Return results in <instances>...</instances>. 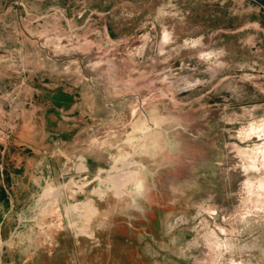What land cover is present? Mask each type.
Listing matches in <instances>:
<instances>
[{"label":"rangeland","instance_id":"obj_1","mask_svg":"<svg viewBox=\"0 0 264 264\" xmlns=\"http://www.w3.org/2000/svg\"><path fill=\"white\" fill-rule=\"evenodd\" d=\"M263 1L0 0L1 264H264Z\"/></svg>","mask_w":264,"mask_h":264},{"label":"bare ground","instance_id":"obj_2","mask_svg":"<svg viewBox=\"0 0 264 264\" xmlns=\"http://www.w3.org/2000/svg\"><path fill=\"white\" fill-rule=\"evenodd\" d=\"M131 166V164H127L125 165L126 168L124 169H129V167ZM124 167V166H123ZM84 169V168H82ZM121 171L119 170L117 167H112L111 168V171ZM136 172L134 171H126L123 172L122 174L119 175V177H116V176H111L109 178H107V183H110V184H113L114 186H119L121 185V183H123L124 181H133L135 182L137 180V176L135 175ZM117 174V173H116ZM114 175V174H113ZM101 180V179H100ZM104 187V186H103ZM57 189H50V190H47L45 193H44V198H45V201H51V200H57L58 198V194L57 193ZM86 212V211H85Z\"/></svg>","mask_w":264,"mask_h":264},{"label":"water","instance_id":"obj_3","mask_svg":"<svg viewBox=\"0 0 264 264\" xmlns=\"http://www.w3.org/2000/svg\"><path fill=\"white\" fill-rule=\"evenodd\" d=\"M2 249H3V247H2ZM0 264H1V261H0Z\"/></svg>","mask_w":264,"mask_h":264},{"label":"trees","instance_id":"obj_4","mask_svg":"<svg viewBox=\"0 0 264 264\" xmlns=\"http://www.w3.org/2000/svg\"><path fill=\"white\" fill-rule=\"evenodd\" d=\"M263 3H264V1H263Z\"/></svg>","mask_w":264,"mask_h":264}]
</instances>
